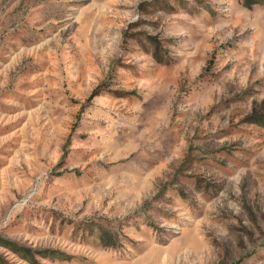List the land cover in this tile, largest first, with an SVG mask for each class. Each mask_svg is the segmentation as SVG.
<instances>
[{
  "label": "rangeland",
  "instance_id": "374dc122",
  "mask_svg": "<svg viewBox=\"0 0 264 264\" xmlns=\"http://www.w3.org/2000/svg\"><path fill=\"white\" fill-rule=\"evenodd\" d=\"M0 264H264V0H0Z\"/></svg>",
  "mask_w": 264,
  "mask_h": 264
},
{
  "label": "trees",
  "instance_id": "16d2710c",
  "mask_svg": "<svg viewBox=\"0 0 264 264\" xmlns=\"http://www.w3.org/2000/svg\"><path fill=\"white\" fill-rule=\"evenodd\" d=\"M4 243L6 244V246H13L14 243L13 242H10V241H4Z\"/></svg>",
  "mask_w": 264,
  "mask_h": 264
}]
</instances>
